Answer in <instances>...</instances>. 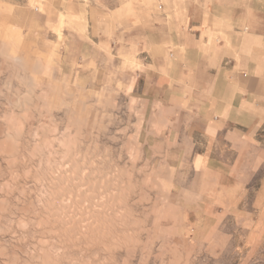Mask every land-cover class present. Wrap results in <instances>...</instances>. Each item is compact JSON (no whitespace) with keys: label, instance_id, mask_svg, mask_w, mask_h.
Listing matches in <instances>:
<instances>
[{"label":"rangeland","instance_id":"1","mask_svg":"<svg viewBox=\"0 0 264 264\" xmlns=\"http://www.w3.org/2000/svg\"><path fill=\"white\" fill-rule=\"evenodd\" d=\"M37 24L30 13L0 17V264H264V241L248 240L233 220L203 239L179 236L168 180L140 139L133 67L62 66V53L32 34ZM74 161V174L98 189L66 194L56 176ZM128 191L126 206L118 195ZM110 196L105 213L129 215L128 225L97 241L83 215L93 203L105 211ZM66 218L79 232L65 233Z\"/></svg>","mask_w":264,"mask_h":264},{"label":"crops","instance_id":"2","mask_svg":"<svg viewBox=\"0 0 264 264\" xmlns=\"http://www.w3.org/2000/svg\"><path fill=\"white\" fill-rule=\"evenodd\" d=\"M15 13L62 66L133 67L140 139L180 237L233 220L264 241V0H0V17Z\"/></svg>","mask_w":264,"mask_h":264},{"label":"bare ground","instance_id":"3","mask_svg":"<svg viewBox=\"0 0 264 264\" xmlns=\"http://www.w3.org/2000/svg\"><path fill=\"white\" fill-rule=\"evenodd\" d=\"M14 141V140H13ZM12 145V144H11ZM10 147V146H9ZM10 149V148H9ZM19 149V148H18ZM9 151V150H8ZM10 152V151H9ZM15 156V155H14ZM26 161V160H25ZM15 163V162H14ZM18 163V161H17ZM16 163V165H17ZM11 164V163H10ZM12 166V165H11ZM72 168H69L67 169L66 171H63V173H59L57 176H56V179H57V182L61 185L65 183V187H66V194L69 193V192H74V187H83V186H89V189L91 191H93V188H96L95 187V183L96 182H92L93 180H90V179H82L80 177H78V175L76 176L74 173L77 172V170L79 169V164L77 161H74L73 165L71 166ZM16 168V167H15ZM61 168V167H60ZM70 171V172H69ZM95 180V179H94ZM107 181V180H105ZM61 182V183H60ZM112 182V181H111ZM102 183V182H101ZM99 184V183H98ZM86 186V187H87ZM97 186V185H96ZM101 186V185H100ZM104 191L107 193L109 190H111V183H110V180H108L104 185ZM86 189V188H85ZM88 189V190H89ZM98 189V188H96ZM95 190V189H94ZM126 191V190H125ZM103 192V191H102ZM92 193V192H91ZM94 193V192H93ZM97 193V191H96ZM73 194V193H72ZM76 194V192L74 193ZM84 194V193H83ZM129 191L128 192H125V194L123 195H118L120 198H122V200L124 201V205H128V196ZM85 197V199H84ZM83 198L81 199H84V200H89L90 199L86 198V196H84ZM97 197V196H96ZM118 197V199H119ZM70 198V196H69ZM116 200V196H113V197H109L107 199H102L101 201L102 202H105L106 203V208H105V211L104 210H101V209H98L97 206L93 204H89L90 206L87 207L89 210L87 213H84V220L82 223L83 226L86 227V232H88L89 234H91L92 236H94V239L99 241V240H105L107 237L113 235L116 231V227L118 225V223H122L123 225L127 226L128 225V217L126 216H129V215H126V216H121L122 218H117V216L114 215V213H110L108 212L107 214L105 213L108 209V211L110 210H113V203L115 202ZM79 201V200H78ZM92 201V200H91ZM95 201V200H94ZM99 204V202L97 203ZM100 205V204H99ZM129 209V208H128ZM114 211V210H113ZM129 211V210H128ZM70 217V216H69ZM72 217H70L71 219ZM119 219V220H118ZM54 220V219H53ZM122 220V221H121ZM71 224V225H70ZM82 226V227H83ZM63 227H64V231L66 234H69V233H72V232H76L78 231V228L80 227L78 224L76 225L75 223H73V221H70L69 218H66V220L64 221L63 223ZM79 232V231H78ZM77 232V233H78ZM73 234V233H72ZM93 239V238H92ZM91 239V240H92ZM108 245V244H107ZM107 247V246H106ZM118 247V246H116ZM110 248V247H109ZM112 249V248H111Z\"/></svg>","mask_w":264,"mask_h":264}]
</instances>
